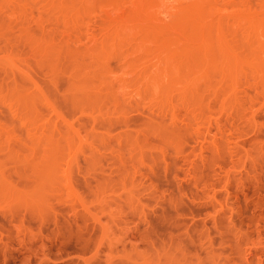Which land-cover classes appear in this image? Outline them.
Returning a JSON list of instances; mask_svg holds the SVG:
<instances>
[{
    "label": "rangeland",
    "instance_id": "374dc122",
    "mask_svg": "<svg viewBox=\"0 0 264 264\" xmlns=\"http://www.w3.org/2000/svg\"><path fill=\"white\" fill-rule=\"evenodd\" d=\"M195 1L0 0V264H264V0Z\"/></svg>",
    "mask_w": 264,
    "mask_h": 264
},
{
    "label": "bare ground",
    "instance_id": "6f19581e",
    "mask_svg": "<svg viewBox=\"0 0 264 264\" xmlns=\"http://www.w3.org/2000/svg\"><path fill=\"white\" fill-rule=\"evenodd\" d=\"M203 1H204V0H203ZM203 1H202V2H203ZM195 2H197L198 5H200V3H201L199 0H197V1H195ZM205 2H206V1H205ZM201 4H202V3H201ZM194 6H195L194 4H193V7L191 6L192 9H190V10H192V12H191V11H190V12L188 11V14L190 13L191 16L189 15V17L194 21V22H192V20H191V22H192L194 25H196V27L194 26L193 28H196V31H197V28L201 30V29H203L204 26H205V25H204V22H205V21H204L203 24H202V22H200V21H202V20H201V19L198 20V18H200V17L204 14L205 11L207 12V8L205 7L206 10L203 11V10H201V8H202L201 5H200V7H197V6H196L195 8H194ZM202 6H205V5L202 4ZM139 7H140V6H139ZM205 8H204V9H205ZM208 8H209V7H208ZM178 9H179V8H178ZM178 11H179V10H178ZM181 11H182V10H181ZM186 11H187V10H186ZM176 13H177V11H176ZM185 13H186V12H185ZM191 13H192V14H191ZM208 13H209V12H208ZM186 14H187V13H186ZM188 14L185 15V17H187V19L190 20V18L188 17ZM205 14H206V13H205ZM180 16H181V15H180ZM183 16H184V15H183ZM205 17H206V15H205ZM182 18H183V17H182ZM182 18H181V19H182ZM201 18H202V17H201ZM206 19H207V18H206ZM182 20H183V19H182ZM185 20H186V18H185ZM183 21H184V20H183ZM185 22H186V21H185ZM205 23H206V22H205ZM189 24H190V21H189ZM205 27H206V26H205ZM207 27H208V26H207ZM156 28H157V27H156ZM209 28H210V27H209ZM209 28H208V30H209ZM157 29H158V28H157ZM205 29H206V28H205ZM194 30H195V29H194ZM210 41H211V40H210ZM211 42H212V41H211ZM203 52H204V51H203ZM205 52H206V51H205ZM200 53H201V52H200ZM207 53H209V52H207ZM201 54H202V53H201ZM201 54H199V55L201 56ZM206 55H207V54H206ZM203 56H205V55L203 54ZM210 56H211V54H210ZM212 56H213V57H212ZM212 56H211L212 59L207 58L206 61H205V63H207V60L209 59V61L211 60V62H212V64H213V65H212V64H211V65L214 66V61H213V59H214V55H212ZM201 57H202V56H201ZM206 57H207V56H206ZM200 60H201V59H200ZM202 60H203V59H202ZM201 62H202V61H201ZM225 62H226V61H225ZM217 65H218V64H217ZM227 65H228L229 67H231L230 64H229V62H228ZM228 66H227V67H228ZM229 67H228V68H229ZM229 69H230V68H229ZM230 71H231V69H230ZM231 76H232V75H231ZM229 79H230V78H229Z\"/></svg>",
    "mask_w": 264,
    "mask_h": 264
}]
</instances>
